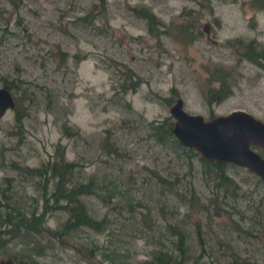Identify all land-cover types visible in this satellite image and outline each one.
Here are the masks:
<instances>
[{
    "label": "rangeland",
    "instance_id": "374dc122",
    "mask_svg": "<svg viewBox=\"0 0 264 264\" xmlns=\"http://www.w3.org/2000/svg\"><path fill=\"white\" fill-rule=\"evenodd\" d=\"M141 5L169 33L190 19L192 36H150L130 9ZM109 58L131 68L133 88L119 86ZM2 79L14 104L0 115V258L264 264V182L180 145L167 111L180 97L204 117L232 108L264 116V8L249 0H0ZM67 162L72 175L63 181L55 163ZM191 193L197 201H186Z\"/></svg>",
    "mask_w": 264,
    "mask_h": 264
},
{
    "label": "water",
    "instance_id": "95a60500",
    "mask_svg": "<svg viewBox=\"0 0 264 264\" xmlns=\"http://www.w3.org/2000/svg\"><path fill=\"white\" fill-rule=\"evenodd\" d=\"M14 104L10 90L0 85V115ZM170 130L180 145L192 148L207 160L230 162L264 182V116L234 108L204 117L182 107L180 97L168 105ZM0 264H13L0 258Z\"/></svg>",
    "mask_w": 264,
    "mask_h": 264
},
{
    "label": "trees",
    "instance_id": "16d2710c",
    "mask_svg": "<svg viewBox=\"0 0 264 264\" xmlns=\"http://www.w3.org/2000/svg\"><path fill=\"white\" fill-rule=\"evenodd\" d=\"M249 1H250V5L254 8H264V0H249ZM130 9L132 10V12L134 14H136L139 17H142L145 20L146 31L150 36L158 37L160 33L171 34L173 37H175V34L181 35L184 38L192 36V35H190L191 34L190 30H192L193 25H192V22L190 21V19H188V21L181 20L179 23L176 24L177 26H176L175 32L169 33V31H167V26L164 28L161 27L159 25L160 22L157 20V18L154 16V14L145 6H142V5L141 6H135V7L132 6V7H130ZM185 13H186V15L189 14L188 11H185ZM194 33L198 34L199 29H195ZM234 43L235 44L237 43L238 46H240L242 52L245 51L248 47V44L246 42H242L241 39L240 40L237 39ZM54 46L57 47V45H54ZM109 60H108V64L113 65L114 66L113 68H115V70L120 74L121 79L119 82V84H120L119 86H122V87L127 86L130 88H133L136 85L139 78H137V76H135V74L131 70V68L129 66L119 62V61H114L113 59H110V58H109ZM1 85L10 89V84L5 79H2ZM174 95H175L174 92L172 90H170L169 97H165V98H170ZM150 127H151V129L153 128L155 130L154 124L152 125L150 123ZM168 129H169V127H168ZM63 164L64 165L62 166L59 163H55V167H56L55 170L57 171V173L61 174L60 178L64 181V180L71 178L72 164L69 162L63 163ZM62 169L64 170L63 172L67 173L68 175H63ZM46 181H47V179L45 180V182ZM56 182H57V185L58 184L60 185L62 183V182L61 183L58 182V178L56 179ZM186 201H197V197L191 193L190 195L187 196ZM189 206H191V205L189 204ZM41 213H42V211H41ZM38 219L39 218H37V216H36L34 221L36 222ZM141 220L144 221L146 226L148 224H149V226L150 225L152 226V224H151L152 220H150V218L148 216H142ZM85 222L91 223L90 221H85ZM92 225H94L96 227L97 222H95V223L93 222ZM151 226H150V228H151ZM155 252H157V251L153 250V254H155ZM84 256L88 257L89 253L85 252ZM158 263L160 264L159 260H158ZM21 264H22V262H21Z\"/></svg>",
    "mask_w": 264,
    "mask_h": 264
},
{
    "label": "flooded vegetation",
    "instance_id": "af4514ba",
    "mask_svg": "<svg viewBox=\"0 0 264 264\" xmlns=\"http://www.w3.org/2000/svg\"><path fill=\"white\" fill-rule=\"evenodd\" d=\"M207 23H204V24H202V27H203V29H204V31H205V36L206 37H208V30H211V28L210 27H208L207 25H206ZM232 109H234V108H232ZM241 109V108H240ZM231 110V109H230ZM228 112V111H227ZM226 113V112H225ZM218 114H222V113H218ZM214 115V114H213ZM209 116H211V115H209ZM205 117H208V116H205Z\"/></svg>",
    "mask_w": 264,
    "mask_h": 264
}]
</instances>
